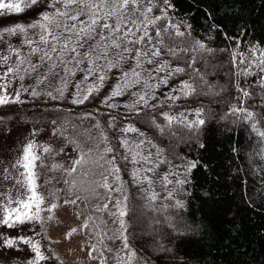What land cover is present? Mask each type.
I'll return each instance as SVG.
<instances>
[{
    "label": "snow or ice",
    "instance_id": "obj_1",
    "mask_svg": "<svg viewBox=\"0 0 264 264\" xmlns=\"http://www.w3.org/2000/svg\"><path fill=\"white\" fill-rule=\"evenodd\" d=\"M221 7L224 16L239 12L236 0H222L217 10ZM29 11L35 13L31 20L0 28L5 45L0 49V106L8 113L15 104L39 99L46 104L41 110L51 115L46 129H29L15 158L16 196L10 189L0 192V264H21L17 252H27L23 264L58 261L51 245L43 243L46 219H54L60 204L79 206L81 201L94 210L80 213L82 227L99 228L97 238L106 234V221L96 224L97 216L106 214L118 223L121 248L116 255L123 259L117 264H188L183 247L201 235V225L188 216L194 191L206 214L235 215L218 198L220 189L228 187V176L222 165H213L210 134L230 137L247 128L264 144V40L242 39L249 31L242 16L229 37L224 20L217 22L207 6L209 24L200 34L187 14H177L173 0H0V12ZM214 33L225 37L224 46L215 45ZM65 101L77 111L94 105L75 118H94L97 128L116 131L127 154L117 157L103 128L94 143L92 136L79 139L77 125L55 115L73 111L64 108ZM16 119L0 117L9 125ZM37 136L45 139L42 145ZM68 146L74 155L67 166H59L60 179L46 176L44 181L55 180L60 187L42 192L38 164L46 166L45 153L56 157ZM230 150L238 154L241 147ZM101 153L111 155L105 160ZM258 155L264 159V151ZM129 164L126 187L122 169ZM201 171L211 179L197 189L194 176ZM257 171L260 190L243 195L253 208L258 196L264 208V167ZM4 174L8 179L7 167ZM89 197L95 203L88 204ZM144 233L151 238L148 252L142 240L137 243ZM96 248L93 243L89 255ZM105 250L113 251L103 244L98 264H106Z\"/></svg>",
    "mask_w": 264,
    "mask_h": 264
},
{
    "label": "trees",
    "instance_id": "obj_2",
    "mask_svg": "<svg viewBox=\"0 0 264 264\" xmlns=\"http://www.w3.org/2000/svg\"><path fill=\"white\" fill-rule=\"evenodd\" d=\"M177 5L178 15L187 14L189 22L192 23L194 31L200 34H206L209 20L205 17L204 6H207L213 11V17L217 18V22L223 19L225 22L226 30L229 33V37L235 34L234 23L238 17L242 16L246 23L249 24V31L244 34L242 39L248 41L251 39L264 40V0H236V6L239 8V12H232L231 14L224 16L223 8L217 10V5L222 3V0H173ZM7 13H0V18ZM28 14H35L33 12L21 13L17 16H26ZM215 45L224 46L225 37L220 34H215ZM227 59V56L224 57ZM224 72L227 71L225 68ZM223 75V72H222ZM254 79V77H250ZM32 103L15 104L13 109H33V105H36L37 110H41L46 107L43 100L31 101ZM64 104L65 109H73L72 112L59 113L56 116H64L69 118L73 123L75 121L79 123L81 120L78 117L79 112L88 110L91 111L92 104H86L79 107L71 104ZM4 110L3 106H0V111ZM42 111V110H41ZM87 117H85L86 119ZM87 121V119H86ZM88 122V121H87ZM77 125V124H76ZM95 126V119L92 118V123L87 126ZM97 128V127H96ZM103 128V125L101 126ZM101 128L100 131H101ZM107 132L108 143L116 149L115 154L119 157L121 154H127L122 148L120 142L117 140L118 133L111 128H103ZM70 133L73 132L71 128L68 129ZM90 134L93 138L99 140V131L93 130ZM75 134L79 139L87 137L84 130L77 125ZM239 145L241 151L238 154L231 152V147ZM209 150H215V160L213 161L214 167L216 165H222L220 170H227L228 187L227 189H220L218 198L221 200V204L224 206H231L234 210V217H227L223 213H211L206 214L201 211V205L196 192L194 191V198L189 201L188 216L192 221L201 225V235L194 236L191 240L187 241L183 247V255L187 258L188 264H264V208L259 206V197H256L257 206L250 207L246 203V197L243 195L247 190L251 195L252 193L260 190V181L258 168L264 167V159L258 155L260 151H264V144H260L256 135L250 133L247 128L236 132L235 130L230 137L225 136L221 132L211 133L209 138ZM106 160L110 153H101ZM122 165V160L118 161ZM131 167L129 164L122 169V173L125 180V186L127 187V181L130 180L128 175V169ZM215 173H212L214 176ZM238 177V179H236ZM194 179L196 181L195 187L198 189L201 185L206 184L211 177L204 172H196ZM55 183V182H54ZM60 187L58 184L55 191ZM215 187V185H213ZM135 190L134 187L132 189ZM54 191V192H55ZM103 192V190H101ZM83 201L79 206L72 205L80 215L94 214V210H89L83 207ZM88 204L95 203L92 197L88 198ZM81 216V215H80ZM82 217V216H81ZM112 219L114 217H108L106 214L101 218L97 216L95 223L100 224L102 221H106V234L102 239L97 238L96 232L100 229L97 228L96 232L84 229V233L87 237H92L91 244L97 245L96 249L92 251L100 256L98 249L103 245H108V239L113 232L115 237V244L113 250H115L114 264H117L118 260L123 257H117L116 250L121 248L120 242L116 232L115 225H112ZM91 227V226H90ZM47 235L42 233L43 243L48 244ZM107 240V241H106ZM141 240L145 245V251L148 252L151 246V238L148 233H144L143 236H137V243ZM119 244V245H118ZM117 246V249H116ZM107 250H105L106 253ZM149 255H152L149 252ZM154 258V257H153Z\"/></svg>",
    "mask_w": 264,
    "mask_h": 264
},
{
    "label": "rangeland",
    "instance_id": "obj_3",
    "mask_svg": "<svg viewBox=\"0 0 264 264\" xmlns=\"http://www.w3.org/2000/svg\"><path fill=\"white\" fill-rule=\"evenodd\" d=\"M4 13V12H0ZM35 14H28L26 16H17V15H3V18H0V28L5 26H11L15 22H27L34 18ZM19 38L13 37V43L18 44ZM4 43L0 41V49L4 48ZM80 74L77 75V79ZM26 83L31 84L32 81H26ZM26 103H32L31 101L25 100ZM64 104H69L68 101H65ZM59 113L55 114L58 115ZM7 115H15L16 120H13L9 125L6 121H0V192H6L11 190V195L16 196V188L19 187L17 181L13 178L18 173L17 170L12 167L15 162V158L19 156L22 151V145L26 142L28 137L29 129L35 125L38 128L46 129L48 127V121L50 118V113L41 111V110H28L24 109H13L12 112L6 113L5 110L0 111V117H6ZM25 117L24 120L18 119V117ZM89 123H92V118H86ZM85 117H80V122L77 124L81 127L85 134L92 136L91 132L97 130L96 127L89 125ZM11 127V132H7V128ZM100 132V129L98 128ZM84 138L83 140L87 139ZM93 137V136H92ZM37 140L41 145L45 142L43 137L37 136ZM97 141L93 139L92 143ZM37 153L42 152V147L36 149ZM71 146L66 147L65 154H58L56 157L51 156L50 154L45 153L44 159L46 161V166H39L38 171L40 173L38 178V184L40 185V190L44 193L49 191L54 192L58 184L54 183L55 180L49 184H45L44 181L46 176H53L56 180L60 179L62 175V170L59 167L60 165L67 166L69 163L68 157L73 156ZM56 163L57 168L52 169V164ZM8 168L9 178L5 179L4 169ZM51 169V170H50ZM46 174V175H45ZM15 185V187H13ZM21 191H23L21 189ZM63 199V197H62ZM54 219L45 222V234L46 238L51 237V240L48 239V244L51 245V251L57 253L59 260L51 261V264H98L99 255L92 251L89 255V248H92L89 237L84 233V228L82 227L83 218L78 214L77 210L72 205H63L60 204L57 210H54ZM116 227L117 235L120 234L119 225L113 224ZM76 228L75 232H70V229ZM113 232L111 233L110 239H108L109 248L113 249L115 244L113 237ZM107 241V240H106ZM107 244V242H106ZM119 245V244H118ZM117 249V246H116ZM115 250L112 252L106 251L105 256L106 264H114ZM17 255L21 258V264H23L24 258L27 256V252H17ZM3 259V257H0Z\"/></svg>",
    "mask_w": 264,
    "mask_h": 264
}]
</instances>
